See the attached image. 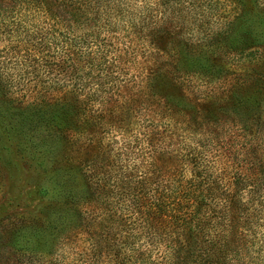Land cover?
Returning <instances> with one entry per match:
<instances>
[{"label":"trees","instance_id":"16d2710c","mask_svg":"<svg viewBox=\"0 0 264 264\" xmlns=\"http://www.w3.org/2000/svg\"><path fill=\"white\" fill-rule=\"evenodd\" d=\"M233 1L243 7L255 0H57V8L71 10V90L52 102L21 105L8 96L0 75V97L22 108L15 115L12 107L0 105V162L8 168L16 156L35 169L30 192L37 207L60 195L70 200H55L61 205L53 206L48 218L40 212L5 213L0 227L9 226L10 248L4 251L0 241V264H68L58 256L44 260L40 252L43 232L58 229L66 219L67 201L71 219H76L72 226L82 227L90 239V250L71 255V264H264V205L257 203L251 214L249 204L239 200L245 179L233 175L235 149L225 134L234 121L244 120L236 94L221 102L191 103L181 84L191 71L164 60L165 66L147 74L141 90L142 103L150 102V108L138 119L144 123H137L140 136L131 133L132 123L121 109L128 101L119 88L128 82L121 71L131 63L130 56L144 45L156 50L157 40L163 50L165 40L175 38L168 36L183 32L159 26L166 8H214ZM45 3L35 0L42 7ZM56 14L57 21H66L63 12ZM215 43H221L220 35ZM28 45L36 46L38 40L31 38ZM217 61L201 66L194 57L190 62L207 72ZM64 105L90 120L71 141L57 118ZM225 113H233L228 126ZM66 150L71 163L84 167L82 184L72 179L71 186L50 183L46 167ZM130 155L134 157H125ZM252 191L259 194L260 188Z\"/></svg>","mask_w":264,"mask_h":264},{"label":"rangeland","instance_id":"374dc122","mask_svg":"<svg viewBox=\"0 0 264 264\" xmlns=\"http://www.w3.org/2000/svg\"><path fill=\"white\" fill-rule=\"evenodd\" d=\"M30 1L0 0V75L5 78L8 96L21 105L52 102L71 90V67L67 63L71 59V10L57 8V0H45V7L35 4V0ZM243 5L233 1L218 2L214 8H177L172 12L171 8H166V16L158 22L159 26L182 28L180 35L168 36L182 42L166 39L163 50L159 47L162 46L161 40L153 41L156 50L144 45L143 50L130 56H133L130 64L123 65L122 78L128 82L119 88L128 99L125 108L121 109L132 123L131 133L137 136H140L137 125L139 122L144 125L138 119L148 114L150 108V102L145 106L141 99L145 78L155 66H165L164 60L169 64L177 61L182 70L191 71L181 79L184 95L191 103L202 100L221 102L227 94L228 97L236 94L242 105L237 107V112H242L240 117L244 120L232 121L233 129L226 130L225 134L230 138L231 150L235 149L233 175L245 179L239 200L249 204L252 214L257 203L264 205V0L245 1ZM58 10L63 12L62 17L66 21H57ZM157 14L156 17L159 16ZM219 35L221 43L216 44ZM31 38H36L38 45L29 46ZM122 42L118 43L119 47L123 46ZM185 48L189 51L184 52ZM194 57L199 58L201 66L208 65L216 57L219 61L213 69L207 67V72H201L198 70L203 67H193L190 62ZM193 68L196 72H192ZM209 70L212 77L207 76L210 75ZM201 74L206 75L203 77ZM6 101V97H0V105L12 107V113L18 115L17 109L21 107ZM222 116L229 120H226L227 126L233 120V113ZM57 118H61L65 127L63 133L69 141L71 137L81 135L90 121L85 112L79 115L71 105H64ZM125 140L128 141L127 138ZM66 153L67 150L59 152L52 157L55 162L46 167L47 175L52 178L50 183L61 181L63 185L71 186L72 179L76 184H82L83 165L71 163V152L70 157ZM10 162H7L8 168L0 162V218L5 213L18 216L38 214L36 212L48 218L53 206L61 205L55 200L69 199L62 195L56 196L57 199H43L37 207V200L30 192L37 178L35 169L29 168L16 156H12ZM133 162L137 164L136 158ZM257 187L260 188L259 194L252 191ZM66 205L64 211L68 215L62 224H57L56 228H59L43 232L40 252L44 260L57 259L58 256L61 262L71 264V255L78 257L81 250H90V239L85 236L83 228L72 226L76 219H71V203L67 201ZM260 209L264 227V207ZM61 228L66 231L61 233ZM261 229L257 230L258 240ZM10 237L9 226L2 225L0 241L4 243V251L10 248Z\"/></svg>","mask_w":264,"mask_h":264}]
</instances>
